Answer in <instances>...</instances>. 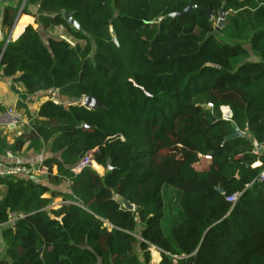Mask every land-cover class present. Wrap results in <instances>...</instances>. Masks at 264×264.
Here are the masks:
<instances>
[{"label": "trees", "instance_id": "1", "mask_svg": "<svg viewBox=\"0 0 264 264\" xmlns=\"http://www.w3.org/2000/svg\"><path fill=\"white\" fill-rule=\"evenodd\" d=\"M18 10L4 9L9 28ZM22 13L37 27L0 42V72L71 103L48 99L0 136V154H51L44 178L0 176V264H153L152 248L158 264H264V0H26ZM53 26L77 43L44 41ZM232 123L243 134L227 138ZM88 152L102 176L71 172ZM65 182L69 197L51 189Z\"/></svg>", "mask_w": 264, "mask_h": 264}, {"label": "crops", "instance_id": "2", "mask_svg": "<svg viewBox=\"0 0 264 264\" xmlns=\"http://www.w3.org/2000/svg\"><path fill=\"white\" fill-rule=\"evenodd\" d=\"M22 2L23 0H0V42L4 41L5 43H7L9 40L17 39L20 34L24 31L27 25H32L34 28L37 27V24L34 23V17L31 14L22 13V11L18 15V17L16 15L17 19L15 18L16 22H14L12 27L9 28L4 24V9L8 6L20 8ZM35 10V6L29 7V11L31 13H34ZM21 20L24 22V26L19 33H16V29L19 26V22ZM246 47L250 50L249 45H246ZM251 59L258 60L257 57H255L254 55L251 57ZM59 96L60 95L56 91L28 94L20 83L14 81L13 78L4 77L2 72H0V106L2 108L6 106H13L17 110L21 111L26 117L25 123L20 125L17 129L0 128V130H2L1 136L6 134L8 139L11 141L13 136L16 135L17 132L19 133L20 131H23V129L29 128L30 121L32 118H35L40 105L48 99H52L55 102L63 103L64 105L69 104L68 100H62V98ZM28 113L31 114V118L27 116ZM50 155L51 154L48 151L43 150L39 152H23L15 154L7 152L4 154H0V161L6 163L33 164L43 161L44 158ZM53 173H56V168L53 169ZM67 185L68 182H65L64 184L59 185L58 187L51 186V189L62 191L63 195H68L69 197L70 191L66 188ZM62 200V197H54L52 199V204L57 205V207H59L63 202ZM151 252L155 253L154 257L151 255V262L153 264H158L161 260L160 250L152 248Z\"/></svg>", "mask_w": 264, "mask_h": 264}, {"label": "built area", "instance_id": "3", "mask_svg": "<svg viewBox=\"0 0 264 264\" xmlns=\"http://www.w3.org/2000/svg\"><path fill=\"white\" fill-rule=\"evenodd\" d=\"M210 105V104H209ZM223 107H221L222 109ZM223 117L229 119L231 117V111L227 106V110L222 113ZM26 121L25 115L17 110L13 106H6L0 110V128L17 129L20 125L24 124ZM254 154H258V151L254 150ZM206 159H209V156H205ZM93 163H96L93 159L92 153L88 152L70 168L73 174L79 173L84 168H92ZM49 174V169L47 166L43 165L42 161L33 164H23V163H6L0 161V176H12V175H26V176H36L44 178ZM258 181H264V170H262L258 176ZM240 193H233L226 198L230 203H233L237 200V197ZM17 219L16 216H10L8 223L12 224ZM12 221V222H10Z\"/></svg>", "mask_w": 264, "mask_h": 264}, {"label": "water", "instance_id": "4", "mask_svg": "<svg viewBox=\"0 0 264 264\" xmlns=\"http://www.w3.org/2000/svg\"><path fill=\"white\" fill-rule=\"evenodd\" d=\"M25 1H26V0H23L22 5H21L20 8H19V11H18L17 17H18V15L21 13ZM192 8H197V7L194 6V5H189V6L186 7L181 13L175 12V13H171V14H169L168 16H172V17H174V16H181V15H183L184 13L190 11ZM199 9H200V10H203L204 12H206V14L208 15V17H210V18L212 17V13H211V11H210L209 9H207V8H205V9H204V8H199ZM17 17H16V19H17ZM63 17H64V19L66 20V22L68 23V25H70V26H72V27H75V28H77V29H79V30L81 29L80 25H79V24L77 23V21L73 18L71 12H64V13H63ZM224 17H225V13L223 12V9H221L220 12H219V15H218V19H217V24H216L217 28L222 27ZM14 22H16V20H15ZM109 31H110V34H111L112 40L117 44V39H116V35H115V32H114L113 28L110 27V28H109ZM80 104L83 105V106L86 107V108H89V109H95V108H97V107L99 106L100 103H99L98 101H96L92 96H84V97L80 100ZM228 108H229V107H228ZM232 125H233V127H234V132L231 133L230 135H228L227 138H232V137H236V136H239V135H242V134H243L242 131H240V130L236 127L235 124L232 123ZM83 127H87V126H86V125H83ZM9 129H13V127H10ZM1 134H2V130H0V136H1ZM254 143L256 144V142H254ZM260 146H261V145H257L258 148H259ZM109 163H110V160L108 159L107 162H106V169H107V170H111V167H110ZM217 189H218L220 192H222V190H221L220 188H217ZM113 197H114V199H116V200L120 203V205H121L123 208L128 209V210H133L134 205H133L130 201L124 199L122 196H120V195L117 194V193H114V194H113Z\"/></svg>", "mask_w": 264, "mask_h": 264}, {"label": "rangeland", "instance_id": "5", "mask_svg": "<svg viewBox=\"0 0 264 264\" xmlns=\"http://www.w3.org/2000/svg\"><path fill=\"white\" fill-rule=\"evenodd\" d=\"M25 4V3H24ZM30 7V6H29ZM41 33H42V36H43V40L46 41V39L49 37V36H52V37H55V38H63V39H66L69 43H71L72 45L77 43L76 40H74L73 38H71L65 31V29L62 27V26H53V27H49L47 29H43V30H40ZM81 44H83V41H80ZM71 103V102H69ZM221 112L224 113L225 111H223V109H221ZM202 163H200L199 165H197V167L201 168L202 167ZM93 167H94V171L99 174L100 176H102L104 174V170L102 168L101 170V167L98 166L96 163L93 164ZM51 206L53 207H56L57 208V205H53L52 203H50ZM12 222V221H10ZM0 248H2V240H1V236H0ZM152 256L154 257L155 253L151 252Z\"/></svg>", "mask_w": 264, "mask_h": 264}, {"label": "bare ground", "instance_id": "6", "mask_svg": "<svg viewBox=\"0 0 264 264\" xmlns=\"http://www.w3.org/2000/svg\"><path fill=\"white\" fill-rule=\"evenodd\" d=\"M223 108H225V107H223ZM93 164H95V163H93ZM97 164V163H96ZM98 165V164H97ZM99 166V165H98Z\"/></svg>", "mask_w": 264, "mask_h": 264}, {"label": "clouds", "instance_id": "7", "mask_svg": "<svg viewBox=\"0 0 264 264\" xmlns=\"http://www.w3.org/2000/svg\"><path fill=\"white\" fill-rule=\"evenodd\" d=\"M222 107H224V106H222Z\"/></svg>", "mask_w": 264, "mask_h": 264}]
</instances>
